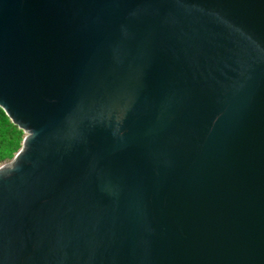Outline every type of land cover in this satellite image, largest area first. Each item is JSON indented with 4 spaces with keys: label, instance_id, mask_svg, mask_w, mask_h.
Listing matches in <instances>:
<instances>
[{
    "label": "water",
    "instance_id": "95a60500",
    "mask_svg": "<svg viewBox=\"0 0 264 264\" xmlns=\"http://www.w3.org/2000/svg\"><path fill=\"white\" fill-rule=\"evenodd\" d=\"M0 264H264V0H0Z\"/></svg>",
    "mask_w": 264,
    "mask_h": 264
},
{
    "label": "trees",
    "instance_id": "16d2710c",
    "mask_svg": "<svg viewBox=\"0 0 264 264\" xmlns=\"http://www.w3.org/2000/svg\"><path fill=\"white\" fill-rule=\"evenodd\" d=\"M22 132L0 110V161L9 159L18 149Z\"/></svg>",
    "mask_w": 264,
    "mask_h": 264
},
{
    "label": "rangeland",
    "instance_id": "374dc122",
    "mask_svg": "<svg viewBox=\"0 0 264 264\" xmlns=\"http://www.w3.org/2000/svg\"><path fill=\"white\" fill-rule=\"evenodd\" d=\"M22 136H23V133H22ZM19 148V147H18ZM14 154V153H13ZM12 154V155H13ZM12 157V156H11ZM11 157L9 158V159H5V160H2V161H0V165L1 164H3V163H7L10 159H11Z\"/></svg>",
    "mask_w": 264,
    "mask_h": 264
}]
</instances>
